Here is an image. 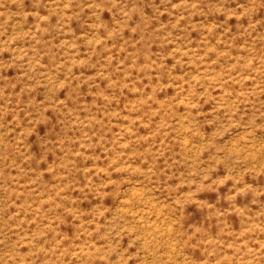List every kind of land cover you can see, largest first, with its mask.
Instances as JSON below:
<instances>
[{
    "label": "rangeland",
    "instance_id": "rangeland-1",
    "mask_svg": "<svg viewBox=\"0 0 264 264\" xmlns=\"http://www.w3.org/2000/svg\"><path fill=\"white\" fill-rule=\"evenodd\" d=\"M0 264H264V0H0Z\"/></svg>",
    "mask_w": 264,
    "mask_h": 264
}]
</instances>
